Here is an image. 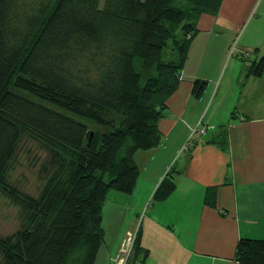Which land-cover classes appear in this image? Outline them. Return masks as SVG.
Here are the masks:
<instances>
[{
	"label": "trees",
	"instance_id": "16d2710c",
	"mask_svg": "<svg viewBox=\"0 0 264 264\" xmlns=\"http://www.w3.org/2000/svg\"><path fill=\"white\" fill-rule=\"evenodd\" d=\"M222 1L0 0V194L26 219L0 236V264L95 263L107 194H132L134 154L162 144L159 122L197 20L216 16ZM249 69L264 75V57ZM205 85L194 81L192 95ZM22 139L46 155L36 198L7 182ZM213 141L225 145L226 132ZM172 173L155 200L174 191ZM235 260L264 264V240L240 239Z\"/></svg>",
	"mask_w": 264,
	"mask_h": 264
},
{
	"label": "crops",
	"instance_id": "0c3cea01",
	"mask_svg": "<svg viewBox=\"0 0 264 264\" xmlns=\"http://www.w3.org/2000/svg\"><path fill=\"white\" fill-rule=\"evenodd\" d=\"M257 2L223 0L219 19L204 14L197 20L178 88L159 122L162 144L145 153L132 194L112 193L106 199L104 239L94 264H122V250L138 230L139 248L126 264H239L240 239L264 240V75L248 74L264 57V35L250 43L249 51L241 48L242 60L250 65L233 59L223 73L225 51L217 44L219 32L226 36L223 42L242 32ZM196 80L206 81L208 88L201 102L197 98L205 88L197 98L192 95ZM220 129L226 144L210 143ZM173 169L174 191L154 200Z\"/></svg>",
	"mask_w": 264,
	"mask_h": 264
},
{
	"label": "rangeland",
	"instance_id": "374dc122",
	"mask_svg": "<svg viewBox=\"0 0 264 264\" xmlns=\"http://www.w3.org/2000/svg\"><path fill=\"white\" fill-rule=\"evenodd\" d=\"M264 11V0H258L254 9L251 13L247 15V21H245L244 29L241 33L234 35L232 39L225 38L223 33L219 32L218 34V45L222 44L224 50V61L222 63V73L229 69L230 61L236 59L239 63H243L250 65L248 60H242V47H244L247 51L250 48V43L253 42L257 37L264 35V17L262 16ZM219 19V14L216 15ZM215 16V17H216ZM244 31V34H242ZM237 36V37H236ZM264 39V36L262 37ZM217 45V46H218ZM248 53V52H247ZM235 56H238L235 58ZM253 56V54H251ZM174 57V56H173ZM244 61V62H242ZM258 62V61H257ZM209 62L206 61V65ZM205 65V64H204ZM208 66V65H207ZM202 81V80H201ZM205 91L201 94V98H197L198 102L204 100L207 93V84L205 85ZM205 92V94H204ZM203 95V97H202ZM208 109V103L205 104L204 112L201 116V119L204 117L206 111ZM194 111V108L191 109L188 116H191V113ZM75 120L82 122L86 125L93 126L90 122L74 117ZM200 124V123H199ZM194 138L193 133H191L189 139L186 144L191 145L192 139ZM186 145V146H187ZM151 151V150H150ZM148 151H138L137 152V160L134 159L136 166L144 163L145 153ZM185 153H183L184 155ZM45 153L42 152L34 143L29 140L22 139L19 143L18 151L16 152L14 159L12 160L9 170L7 172V182L11 184L13 187L18 189L19 191L36 198L41 192L44 181L45 174L42 170V163L45 159ZM175 169V168H174ZM174 169L172 170L174 173ZM172 173V174H173ZM146 173H144V177H146ZM117 194L116 191H109L106 199L110 194ZM155 200V199H154ZM155 202V201H154ZM149 204V203H148ZM26 223L25 213L16 205L10 203L8 199H6L3 195L0 194V236L1 237H11L14 233L19 231ZM1 261V255H0Z\"/></svg>",
	"mask_w": 264,
	"mask_h": 264
},
{
	"label": "built area",
	"instance_id": "2783aa9c",
	"mask_svg": "<svg viewBox=\"0 0 264 264\" xmlns=\"http://www.w3.org/2000/svg\"><path fill=\"white\" fill-rule=\"evenodd\" d=\"M193 133L204 134V131L195 129L193 131ZM135 240H136V233H134L132 236H130L128 238V240L124 246V249L122 250L123 256H124V260H123L122 264H126V262L129 260L130 255L132 254V250L134 247Z\"/></svg>",
	"mask_w": 264,
	"mask_h": 264
}]
</instances>
